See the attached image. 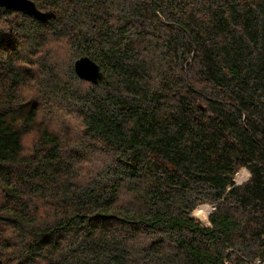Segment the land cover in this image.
I'll use <instances>...</instances> for the list:
<instances>
[{"label":"trees","instance_id":"16d2710c","mask_svg":"<svg viewBox=\"0 0 264 264\" xmlns=\"http://www.w3.org/2000/svg\"><path fill=\"white\" fill-rule=\"evenodd\" d=\"M32 1L0 6L2 264H264V0Z\"/></svg>","mask_w":264,"mask_h":264},{"label":"water","instance_id":"95a60500","mask_svg":"<svg viewBox=\"0 0 264 264\" xmlns=\"http://www.w3.org/2000/svg\"><path fill=\"white\" fill-rule=\"evenodd\" d=\"M0 6L4 8H13L28 16H32L41 21L48 20L55 16L51 10H41L36 7L32 0H0ZM75 73L83 79L97 83L103 79V73L99 65L87 55H82L74 61ZM0 264L2 261L0 259Z\"/></svg>","mask_w":264,"mask_h":264},{"label":"rangeland","instance_id":"374dc122","mask_svg":"<svg viewBox=\"0 0 264 264\" xmlns=\"http://www.w3.org/2000/svg\"><path fill=\"white\" fill-rule=\"evenodd\" d=\"M35 4V3H34ZM35 77H39L40 74L37 72L36 74H34ZM78 89L79 87L80 88H86V84H82V83H79V84H76ZM33 95V94H32ZM48 105L50 106H53L54 107V113L56 114V116H58L59 118H61V122L64 123L65 125L69 124V127L70 129H72L71 131L73 132V135L76 134L79 130V128L81 127L80 125V122L79 120L74 117L71 113L65 115V110H63L62 108L56 106L54 103H51V102H48ZM41 105H39V110H40V115H42L43 113H45L47 111V108L48 106H43L41 107ZM53 121V120H52ZM67 124H66V123ZM52 126L54 127H58L60 126V124L57 122H52ZM22 137V141H23V144L26 145V146H31V144L33 143L35 137H36V134L33 133V132H29V133H25L23 134ZM34 138V139H33ZM75 147H82L81 149H78L79 153H80V161L82 160V155H83V146H75ZM23 151H27V148H25V146L23 147ZM91 151H94V149H92ZM111 159L109 158H106V161H110ZM99 162L102 163V160H100ZM93 164V163H83L81 164L82 166V169L84 171H87L90 169V165ZM94 165H99L97 164L96 162L94 163ZM215 209V207H213L212 205H209V204H201V205H198L192 212V215L200 222L202 223L203 225H208V216L209 214ZM2 261V260H1Z\"/></svg>","mask_w":264,"mask_h":264},{"label":"built area","instance_id":"2783aa9c","mask_svg":"<svg viewBox=\"0 0 264 264\" xmlns=\"http://www.w3.org/2000/svg\"><path fill=\"white\" fill-rule=\"evenodd\" d=\"M250 173L248 172V170L242 168L239 172V174L233 178L234 180V184L239 185L242 182L246 181L247 178L249 177ZM201 205V204H200Z\"/></svg>","mask_w":264,"mask_h":264},{"label":"bare ground","instance_id":"6f19581e","mask_svg":"<svg viewBox=\"0 0 264 264\" xmlns=\"http://www.w3.org/2000/svg\"><path fill=\"white\" fill-rule=\"evenodd\" d=\"M76 75H77V74H76ZM77 76H78V75H77ZM78 77H79V76H78ZM79 78H80V77H79ZM80 79H82V80H86V79H83V78H80ZM241 169H242V168H241ZM241 169H240V170H241ZM244 169H246V168H244ZM240 170H239L238 172L235 173L234 178L239 174ZM246 170H247V169H246Z\"/></svg>","mask_w":264,"mask_h":264}]
</instances>
